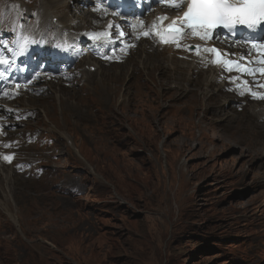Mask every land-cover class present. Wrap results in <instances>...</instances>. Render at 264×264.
Returning a JSON list of instances; mask_svg holds the SVG:
<instances>
[{
    "label": "rangeland",
    "instance_id": "1",
    "mask_svg": "<svg viewBox=\"0 0 264 264\" xmlns=\"http://www.w3.org/2000/svg\"><path fill=\"white\" fill-rule=\"evenodd\" d=\"M136 55L90 80L83 62L61 102L22 99L32 115L11 137L43 173L0 166V264H264V150L245 135L263 123L205 76L160 80Z\"/></svg>",
    "mask_w": 264,
    "mask_h": 264
},
{
    "label": "bare ground",
    "instance_id": "2",
    "mask_svg": "<svg viewBox=\"0 0 264 264\" xmlns=\"http://www.w3.org/2000/svg\"><path fill=\"white\" fill-rule=\"evenodd\" d=\"M67 1L69 2V0H40L42 5L39 6L40 13L38 14L39 16H37V21H38L39 27H41L42 25H44V26L46 25V27H48V28L54 27L52 22H53V18L57 17L55 14V13H57V11H58V13H57L58 14V22L60 24H63L65 27H73V28H77L78 30H83V29L88 28V27H93L92 26L93 21H99L98 16L93 14L90 10H84V8H83V10L81 9L82 0H75L77 3L75 4V6L73 8L74 13H71L72 12L71 9H69L68 13H66L65 11H62L63 9H67L69 7L67 4ZM60 8H61V10H60ZM78 11H80L79 14L77 13ZM65 17L68 20L66 23L63 22V18H65ZM64 21H66V19ZM74 22H76V23L74 26H72V24H74ZM138 48L141 49V52L139 53L138 56L136 55L137 56L136 60H139L138 63L140 65V67H143L144 69H146V66H145L146 62H149L150 64L153 63L155 68H157L160 71V73H159V77H160L159 79L160 80H162L163 77H165L168 74H169L168 77H170L172 75H175L177 72L181 73L182 74L181 76L188 78V80H193V78L199 79V78L205 76L206 81H207L206 92L208 91L210 85L214 84V82H216V80L214 79L215 78L214 77V68H212L210 71L202 70L199 68V66L196 62L181 60V59L177 58V55L175 52H173L172 50H169V49H168V52L167 51L159 52L158 49L156 47H154L152 44H150V47H148V48L143 47V45H139ZM134 52H135V50L131 52V55L128 59L133 57ZM88 63H90V65L96 66L95 71L97 73L99 72L97 75L104 77L105 75L108 74V72H110V69H108L104 66L102 68V65L96 59L90 58L86 61V64H88ZM90 65H88V66H90ZM196 69H198V72H195ZM125 70H126V67H125ZM114 72H116V71H114ZM126 74H127V72L122 73L120 77H123V75H126ZM110 75H111V73H110ZM110 75L108 77H110ZM92 76H93V73H91V72H88L86 70H84L82 72V78H87L88 80H90V78ZM147 76L150 77L149 74H147ZM56 83H58V82H54V84H53L51 81H45L41 84V86H49L48 89L54 92L55 99L61 102L62 101V87L55 88V86H58ZM36 86L39 87L40 85L37 84ZM48 89L45 90L43 92V94L47 93ZM184 89L186 91L190 90L189 87L184 88ZM33 99H34V97H33ZM110 101H112V100H110ZM10 104L11 105H17L19 107H25L28 110H31V108H30L31 102L29 103L27 101H23L22 99H17L15 101L11 102ZM249 114H251L253 117H255L257 114V110L252 109L249 112ZM262 115H264V113ZM46 116H49L48 112H46ZM242 121H243V119H242ZM246 127H247V129L245 131L246 139L248 137V133L250 131V128L252 131L251 148L253 150H256V151L264 150V130L262 128H260V126H259V128H257L253 124H249ZM62 137L64 139L66 138V140H67V142H69L70 146H73V144H74L73 141L65 132L62 133ZM78 152H80V151H78ZM66 159H70V153H69V155H67ZM5 170L6 169H4V171ZM0 174H1V172H0ZM7 174H8V172H7ZM2 175H5V173H3ZM5 176H7V175H5Z\"/></svg>",
    "mask_w": 264,
    "mask_h": 264
},
{
    "label": "snow or ice",
    "instance_id": "3",
    "mask_svg": "<svg viewBox=\"0 0 264 264\" xmlns=\"http://www.w3.org/2000/svg\"><path fill=\"white\" fill-rule=\"evenodd\" d=\"M168 6L179 9L181 0H168ZM158 19L165 20L167 17H159ZM262 23H264V0H188L187 11L183 13V16L174 20L162 32L158 31L157 35L165 43L175 41L183 30L182 27L177 26L179 24L186 26L194 35L206 39L217 26L231 29L236 25H246L248 28H256ZM153 27L155 28L156 25L154 24ZM149 34L148 32L144 33V35ZM95 38H99V36ZM179 46L177 44V47ZM189 47L195 48L198 46ZM252 47L264 52V44H253ZM21 50L23 51V48ZM208 51L217 53L219 57V50L212 48ZM7 62L4 57L0 56V63ZM217 62H219V59ZM260 62L264 63V59ZM244 71L252 70L244 69ZM260 71L264 72V68ZM4 158L9 161L12 159L11 156H5Z\"/></svg>",
    "mask_w": 264,
    "mask_h": 264
}]
</instances>
